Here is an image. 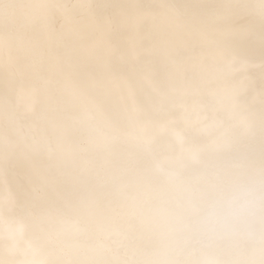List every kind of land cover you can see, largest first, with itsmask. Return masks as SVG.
<instances>
[{
	"label": "snow or ice",
	"instance_id": "snow-or-ice-1",
	"mask_svg": "<svg viewBox=\"0 0 264 264\" xmlns=\"http://www.w3.org/2000/svg\"><path fill=\"white\" fill-rule=\"evenodd\" d=\"M0 264H264V0H0Z\"/></svg>",
	"mask_w": 264,
	"mask_h": 264
},
{
	"label": "water",
	"instance_id": "water-1",
	"mask_svg": "<svg viewBox=\"0 0 264 264\" xmlns=\"http://www.w3.org/2000/svg\"><path fill=\"white\" fill-rule=\"evenodd\" d=\"M254 76H255V80H256V89H255V92L253 93V96L254 98L257 100L258 102V91H259V76H260V72H259V69L256 68L255 71H254ZM168 148L167 144H164L162 145V150L163 151H166Z\"/></svg>",
	"mask_w": 264,
	"mask_h": 264
}]
</instances>
